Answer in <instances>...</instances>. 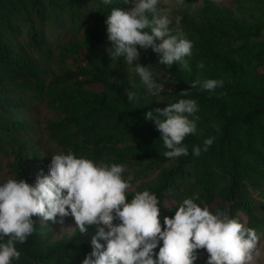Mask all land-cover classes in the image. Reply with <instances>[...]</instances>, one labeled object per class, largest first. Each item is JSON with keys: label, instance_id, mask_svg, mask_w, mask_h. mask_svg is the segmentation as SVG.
Instances as JSON below:
<instances>
[{"label": "trees", "instance_id": "1", "mask_svg": "<svg viewBox=\"0 0 264 264\" xmlns=\"http://www.w3.org/2000/svg\"><path fill=\"white\" fill-rule=\"evenodd\" d=\"M87 1L0 0V153L6 134L19 130V124L5 119L9 110L6 95L10 89L22 88L39 99L49 98L58 119L48 122L46 131L63 153L71 150L77 157L96 163L122 164L126 169L122 176L126 178L127 170L134 165L149 161L160 165L168 160L161 153L166 149L159 132L151 120L144 118V113L149 112L145 89L140 83L135 89L129 84V66L122 58L110 61L108 55L104 61L98 60L107 37L105 17L111 8L127 10L128 4L113 2L105 6L97 0L92 27L78 47L85 53L84 63L75 71L53 74L47 85L44 84L46 72L28 59L18 45L2 40L3 32L12 36L23 33L28 45L41 51L43 40L39 25L56 23L62 16L76 24L84 17L81 5ZM229 15L228 11L207 1L197 17L188 13L181 15V32L192 40L194 50L206 61L208 69H204L202 77H195L192 69L189 80L184 81L179 74L180 64L174 63L162 82L165 89L170 87L171 83L166 82L169 78L176 83L178 92L174 102L182 98L196 101V133L182 141L188 155L177 157L174 168L163 170L153 184L140 186L135 191L147 189L156 195L161 224L163 217H171L185 198L195 197L198 205L207 207L218 199L221 203L210 212L226 210L230 218L235 217L244 226L253 228L259 237L264 215L250 198L252 195L264 198L261 191L264 187V75L260 79L254 76L255 68L263 65L264 51L258 60L240 55L241 65L224 52L235 41L248 45L264 31V23L242 32L230 21ZM141 57L145 64H160L164 68L151 49L142 50ZM253 60L256 62L251 67ZM106 62L113 65L112 70ZM206 79L222 80L223 84L211 91L201 89L199 83L190 88L193 81ZM88 86H97L100 92H85ZM126 90L135 93L133 101H127ZM181 91L185 94L181 95ZM208 137L213 138V144L206 152L193 156L192 147L202 145ZM119 144L124 148L118 149ZM27 157L24 148L18 145L11 172L17 179L32 184L43 173L40 166H30ZM187 179L192 183L188 184ZM219 184L224 185L220 190ZM33 220L34 231L23 244L15 245L20 256L11 264H80L90 251V238H84L89 229L86 233L74 232L68 240L52 243L51 233L38 225L41 219L33 217ZM197 256L194 264H206L207 253L203 248L197 250Z\"/></svg>", "mask_w": 264, "mask_h": 264}, {"label": "clouds", "instance_id": "2", "mask_svg": "<svg viewBox=\"0 0 264 264\" xmlns=\"http://www.w3.org/2000/svg\"><path fill=\"white\" fill-rule=\"evenodd\" d=\"M159 2L123 0L132 6L127 10L111 8L104 21L110 61L122 58L152 96L164 88L155 82L147 66L137 62L138 48L151 49L163 65L179 63L185 68L184 58L192 49V42L183 33H170V21L161 14ZM99 3L107 6L113 0ZM197 83L211 91L223 81H193L190 88ZM125 95L129 102L135 97L128 90ZM154 111L157 115L149 111L144 118L159 132L166 149L163 156L174 159L188 155L182 141L196 133V101L182 98ZM212 144V137L204 139L202 145L192 147V155L199 156ZM125 171L122 164L96 163L69 150L52 155L47 174H38L32 184L24 179L0 182V264L19 258L15 245L23 244L33 233V217L62 224L67 216L72 217L79 233H86L87 226L95 227L90 251L80 264H194L201 248L207 253L206 264H256L261 253L253 228L230 218L226 210L210 212L206 205H198L195 197L183 199L161 224L154 193L145 189L128 198L132 185L130 176H122Z\"/></svg>", "mask_w": 264, "mask_h": 264}, {"label": "rangeland", "instance_id": "3", "mask_svg": "<svg viewBox=\"0 0 264 264\" xmlns=\"http://www.w3.org/2000/svg\"><path fill=\"white\" fill-rule=\"evenodd\" d=\"M212 3L220 9L228 11L230 15L228 18L238 29L242 32L247 31L252 27L264 23V0H160L157 7L161 10V14L168 17L170 23L168 28L171 34L182 33L180 30L179 20L183 13L191 14L195 17L201 12L205 2ZM113 2H123V0H113ZM97 0H88L85 4L81 5V11L84 17L76 24H72L67 16H62L56 23L45 22L39 25L40 37L43 40V48L41 51L33 49L28 45L27 37L21 33L20 35H10L7 32L2 33V40L11 42L18 45L24 52L28 59L33 60L37 65L46 72L44 77V84L49 83L50 77L53 74H60L65 70L75 71L78 66L84 63L85 53L79 51L81 41L86 35V31L92 27L94 12L97 8ZM125 4V3H124ZM132 5L129 3V9ZM150 18V17H149ZM185 37L190 40L186 35ZM192 42V40H190ZM110 47V42L107 37L103 40L98 60L104 61L107 57L106 49ZM77 53H74V49ZM224 53L226 56H232L237 64H240L239 56H253L252 59L258 60V56L264 51V31L260 33L257 38H252L248 45L243 41H235ZM140 52L138 63L142 66H147L148 70L153 73V79L157 84L163 86L164 90L158 96L150 95L140 82L138 75L134 71H129V84L135 89L141 84L145 89L147 100L149 102V111L153 115H157L154 111L156 108H163L166 103H172L175 100V94L178 92V87L170 78L166 82H170V87L165 89L163 84L164 77L167 76L166 71L170 69L169 66L160 64L151 65L145 64L142 61V49L138 48ZM231 52V53H230ZM158 60V56L156 54ZM187 68L180 64L179 74L184 81L190 78V71L193 69L194 76L202 77L204 69H208L206 61L201 59L194 50L192 42L191 55L184 58ZM254 61L250 66H254ZM263 65L255 68L254 76L257 75L259 79L264 75V59ZM108 67L112 70L113 65L106 62ZM203 64V67L199 65ZM260 73H258L257 71ZM246 72V71H245ZM247 73V72H246ZM164 76V77H163ZM85 92L99 93L97 86H88L84 88ZM9 110L5 119L10 122L19 124V130L6 134V141L0 153V182L8 179H17L16 175L11 172V165L14 162V154L17 146L21 145L27 154V163L30 166H40L43 174H47V166L52 155L61 153V149L53 144L46 131L48 122L58 119L57 112L53 109L52 104L49 103V98L39 99L30 92L20 89H10L6 95ZM197 126V125H196ZM200 133L202 131H199ZM131 147H136L131 144ZM118 149H123L122 144L117 145ZM166 151V150H165ZM164 151H161L163 153ZM176 159H168L160 165H153L152 163L145 162L142 165H134L127 170V175L131 177L132 188L128 196L132 194L140 186H149L154 183L158 175L163 170L174 168L177 164ZM104 164V163H103ZM188 184L192 180L187 179ZM223 184H219V190L223 188ZM264 194V187L261 189ZM250 200L256 202L261 208L264 215V198H256L252 195ZM221 201L216 199L209 211H213ZM240 217V214H238ZM41 227H46L48 232L51 233V242H59L68 240L72 237L74 232L78 231L75 228L74 220L71 216L63 219V223H46V221L39 220L38 223ZM89 231L84 234V238H91L95 233L94 226H87ZM258 247L260 249V257L257 259L256 264H264V227L261 229Z\"/></svg>", "mask_w": 264, "mask_h": 264}]
</instances>
